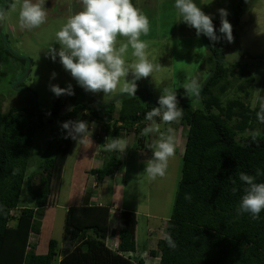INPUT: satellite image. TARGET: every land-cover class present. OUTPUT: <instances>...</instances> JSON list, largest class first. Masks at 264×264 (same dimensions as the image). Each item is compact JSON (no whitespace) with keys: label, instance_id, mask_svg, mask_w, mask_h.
Segmentation results:
<instances>
[{"label":"trees","instance_id":"16d2710c","mask_svg":"<svg viewBox=\"0 0 264 264\" xmlns=\"http://www.w3.org/2000/svg\"><path fill=\"white\" fill-rule=\"evenodd\" d=\"M246 1L231 2L235 23ZM214 27L218 41L200 36L208 53L204 66L208 75L200 85L199 96L192 97L199 101L198 107L177 98L184 110L179 120L186 128L185 143L173 211L164 223L157 250L150 252V257L158 256V264H264V211L256 220L236 213L246 187L239 173L254 176L257 169L264 170V123L257 118L259 106L252 103L255 79L238 64L227 67L223 50L228 40L219 33V25ZM214 60L216 70L212 74ZM73 89L74 95L54 96L47 110L33 106L4 112L0 107V264H145L142 258L132 256L137 246L135 212H120L117 245L107 246V204L69 206L60 243L49 239L43 248L37 241L30 242L31 235L42 236V227H46L53 205L51 182L59 184L72 145V139L64 138L61 124L77 119L87 121L89 126L95 123L112 134L106 133L107 139L133 133L139 150H143L144 114L158 106L157 100L143 102L140 94H123L117 111L113 101L96 104L84 90ZM232 89L235 95L227 98ZM254 132L259 134L253 137ZM43 133L48 140L47 153L37 170L26 177L35 137ZM104 144L100 167L84 169L96 185L112 179L122 164L119 153L104 151ZM87 146L83 145L80 157ZM96 147L89 146V150L94 153ZM80 157L78 160H82ZM25 180L26 192L35 206L21 208L13 215ZM257 182H264V176L257 177ZM168 234L176 243L174 249L166 243Z\"/></svg>","mask_w":264,"mask_h":264},{"label":"rangeland","instance_id":"374dc122","mask_svg":"<svg viewBox=\"0 0 264 264\" xmlns=\"http://www.w3.org/2000/svg\"><path fill=\"white\" fill-rule=\"evenodd\" d=\"M232 1L195 0L205 14L214 17L213 23L219 26L218 10L223 8L228 11L227 19L234 32L232 41H228L223 50L227 67L231 69L234 64H238L240 69L254 77L252 103L254 106H259L258 97H264V0L244 2L243 13L238 21L236 20L237 23L230 12ZM10 2L11 0L7 4L6 0H0V11L7 9ZM132 3L150 21V31L147 35H142L141 39L149 43L147 49L149 60L154 65L161 66L153 72L152 77L142 78L137 82L135 95L140 94L139 98L143 102L148 99L154 102L158 100L161 89L168 87L177 91L178 99L190 100L187 103L191 107H198L197 98H192L193 95L187 97L185 90L180 88V84L195 78L199 85H203L208 75L204 67L208 53L200 36L197 37L194 28L182 22H176L175 0H132ZM45 8L48 10L47 20L39 28L20 29L15 14L7 16L0 23V107L4 112L13 107L38 106L41 110L50 109L55 96L50 91L51 84L62 87L70 83L79 87L70 73L60 64L59 58L56 62H52L46 53L47 47L52 43L54 47L59 48V45L54 43L55 32L72 14L81 10L80 0H46ZM122 40V37H118V44ZM17 57L29 60L22 62ZM131 59L129 53L126 61L131 62ZM52 73H56L55 79L51 78ZM126 79H132L131 73ZM238 81V79L236 82L233 81V84H237ZM234 90H229L226 97H233ZM84 92L99 103H104L103 92L95 94L85 90ZM113 95L115 98L112 101L118 111L122 105L120 99L123 98V94H119L117 89V93ZM168 126L161 123V131ZM89 127L92 131L91 140L95 144L87 145L95 147L97 144L95 152L93 153L87 146L84 147V154L80 157L83 146L72 140L70 151L62 165L59 184L51 182L53 197L50 200L53 201V205L48 210V220L44 223L46 227H42V236L31 235L30 242L33 244L37 241L43 248L46 247L49 239L60 243L67 209L69 206L79 205V201L81 205H86L89 199L85 194L91 191L90 195H93V198L100 197L101 204H107L117 216L121 212L118 209L136 213L137 246L132 256L142 258L145 264H157L158 256L156 255L157 259L152 258L150 252L157 250V241L163 237L164 223L173 211L181 176L186 128L179 119L171 122L176 137V150L174 156L169 159L164 176L152 180L144 174L145 161L152 157L151 150L147 148L151 139L143 135L144 149L139 150L140 147L134 139L135 135L131 133L128 137L120 136L128 140V148L124 153L118 154L122 164L113 178L105 179L101 184L96 185L93 176L85 174L84 169L95 168L94 164L101 160V145L105 143L107 134L110 133L98 124H91ZM47 143L46 134H38L35 137L26 177L36 171L39 162L44 160ZM79 157L82 160H78ZM26 183L25 180L13 215H17L21 208L35 206L26 192ZM81 184L83 187L80 189ZM88 188L89 190H85ZM78 190H80L79 194ZM110 241H113L114 247L117 245L114 239Z\"/></svg>","mask_w":264,"mask_h":264},{"label":"clouds","instance_id":"9594fccd","mask_svg":"<svg viewBox=\"0 0 264 264\" xmlns=\"http://www.w3.org/2000/svg\"><path fill=\"white\" fill-rule=\"evenodd\" d=\"M81 10L72 14L65 23L55 32L54 43L47 47L46 56L60 64L69 72L77 85L86 92H103V102L109 103L115 97L114 93L135 96L137 82L142 78L152 77L160 65H154L148 58L149 43L141 39L150 31L148 17L136 8L132 0H80ZM46 0H11L7 9L0 11V23L12 14L18 19L22 30L39 28L47 20L48 10L45 8ZM176 22H182L196 30L197 37L203 35L210 41H218L217 29L214 27V17L205 14L195 0H175ZM219 33L229 42L232 41V25L227 19L229 13L226 9H219ZM123 40L117 42V38ZM130 53L131 62L126 61ZM131 73L132 79H126ZM52 79L56 73H52ZM119 86V88H118ZM185 95L199 96L200 85L197 79L185 80L180 84ZM50 91L57 97L61 95H74L72 84L61 88L58 84H51ZM259 92V91H257ZM259 111L257 118L264 123V97H258ZM157 107L144 114L146 126L141 135L149 136L151 142L147 148L151 150L152 157L145 161L146 174L152 180L165 175L168 162L176 150V137L171 122L182 117L183 109L179 106L177 91L168 87L161 89L157 100ZM71 110V109H70ZM50 115V113H49ZM161 123L169 126L161 131ZM66 132L65 139L71 138L77 144H92L89 123L85 120H69L61 124ZM258 132L252 133L253 137ZM110 140V142H109ZM109 153L122 154L128 148L125 138H108L102 146ZM264 176V170L257 169L256 174L239 173V180L246 187L237 208V215L248 214L253 220L260 218L264 211V182H257V177ZM168 247L175 248L176 243L172 236H166Z\"/></svg>","mask_w":264,"mask_h":264},{"label":"crops","instance_id":"0c3cea01","mask_svg":"<svg viewBox=\"0 0 264 264\" xmlns=\"http://www.w3.org/2000/svg\"><path fill=\"white\" fill-rule=\"evenodd\" d=\"M92 124H95V123H92ZM91 139H92V136H91ZM101 160L97 161V163H95V168H98L100 167L101 165ZM85 190H89L88 189H85ZM91 194V191L90 192H87L85 195H87V198H89L88 202L86 205H89V206H101V205H104L106 206V204H101V200H100V197H95L93 198V195H90ZM104 195V193H103ZM83 200V199H82ZM87 200V199H86ZM103 203V202H102ZM79 204L81 205V202L79 201ZM83 205V204H82ZM108 207V206H107ZM110 210H109V221H108V237L106 239V244L108 246V244L111 242V245L110 247H112V242L113 241H110L111 239H114L115 242H117V239H116V232L118 230V220H119V216L115 215L112 210L111 207H108ZM120 211H122L121 209H118ZM112 218V219H111ZM116 225V226H115ZM157 259V258H156ZM149 262V261H148ZM157 264H158V260H157Z\"/></svg>","mask_w":264,"mask_h":264},{"label":"water","instance_id":"95a60500","mask_svg":"<svg viewBox=\"0 0 264 264\" xmlns=\"http://www.w3.org/2000/svg\"><path fill=\"white\" fill-rule=\"evenodd\" d=\"M215 70H216V62H215V60H214V68H213V71H212V74L215 72ZM91 100L94 102V103H96V104H100L98 101H96L95 99H92L91 98Z\"/></svg>","mask_w":264,"mask_h":264}]
</instances>
